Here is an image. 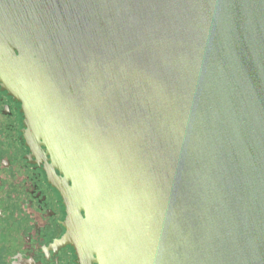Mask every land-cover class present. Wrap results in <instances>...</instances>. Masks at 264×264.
<instances>
[{"label": "water", "instance_id": "1", "mask_svg": "<svg viewBox=\"0 0 264 264\" xmlns=\"http://www.w3.org/2000/svg\"><path fill=\"white\" fill-rule=\"evenodd\" d=\"M0 85L80 264H264V0H0Z\"/></svg>", "mask_w": 264, "mask_h": 264}, {"label": "flooded vegetation", "instance_id": "2", "mask_svg": "<svg viewBox=\"0 0 264 264\" xmlns=\"http://www.w3.org/2000/svg\"><path fill=\"white\" fill-rule=\"evenodd\" d=\"M24 120L21 102L0 85V264H80L75 247L60 244L67 207Z\"/></svg>", "mask_w": 264, "mask_h": 264}]
</instances>
